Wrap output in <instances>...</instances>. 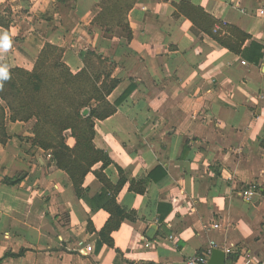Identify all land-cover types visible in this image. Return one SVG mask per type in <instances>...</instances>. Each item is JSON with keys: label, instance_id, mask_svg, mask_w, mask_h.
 I'll return each mask as SVG.
<instances>
[{"label": "crops", "instance_id": "obj_1", "mask_svg": "<svg viewBox=\"0 0 264 264\" xmlns=\"http://www.w3.org/2000/svg\"><path fill=\"white\" fill-rule=\"evenodd\" d=\"M133 1L127 10L69 0L68 15L45 17L62 0H29L18 22L3 6L19 10L21 0H0V33L11 40L7 51L0 41V66L30 71L50 43L77 73L89 50L118 80L107 99L126 94L94 122L93 143L111 163L90 168L81 196L50 154L29 150L27 131L0 133V264H184L213 248L225 264H264V0ZM181 2L247 33L242 49L257 43L261 56L220 45ZM101 193L128 214L114 247L98 235L110 216Z\"/></svg>", "mask_w": 264, "mask_h": 264}, {"label": "trees", "instance_id": "obj_2", "mask_svg": "<svg viewBox=\"0 0 264 264\" xmlns=\"http://www.w3.org/2000/svg\"><path fill=\"white\" fill-rule=\"evenodd\" d=\"M119 1L123 2L127 10L134 3L133 0ZM178 7L195 27L209 34L231 52L247 56L251 61H257L261 56L260 45L257 43H253L250 49H242L249 36L239 28L217 22L202 8L187 2H181ZM109 8L105 12L113 18L114 9ZM102 16L103 19L107 17L105 13ZM214 24L224 28V32L214 30ZM84 53L90 56L86 68L72 73L61 60V48L46 43L33 69H8L10 79L4 81L3 88L0 89V98L5 103L0 104V114L4 116L7 108L12 116L21 113L36 120L40 130L34 133L33 145L52 151V159L69 175L78 196H81V183L90 168L98 162H102V167L111 163L107 154L93 143L94 122L112 115L126 97L124 94L112 103L107 99L118 80L110 76L99 54L89 50ZM65 132H69V136L74 139L72 147L65 142ZM95 173L98 179L106 181L100 172ZM5 181L14 184L19 178ZM96 200L99 201L98 207L110 214L98 235L104 243L114 247L111 232L120 226L128 214L119 207L114 196L101 193Z\"/></svg>", "mask_w": 264, "mask_h": 264}, {"label": "rangeland", "instance_id": "obj_3", "mask_svg": "<svg viewBox=\"0 0 264 264\" xmlns=\"http://www.w3.org/2000/svg\"><path fill=\"white\" fill-rule=\"evenodd\" d=\"M68 1L69 0H62L63 5H59L51 9H48V8L45 9L42 15L46 17L47 15L52 13L54 9L63 11V14L68 15V7H67ZM28 5H29V0H21L22 7L19 10L9 11L10 10L9 6L7 5V3H4V6H3V9L5 11L4 16H7L6 18H9V19L12 18L13 20H16L19 22L21 21L25 12L27 11L26 9L28 8ZM0 104L5 105L4 101H2L1 98H0ZM4 113H5L4 116L0 114V133L5 134L9 130V132L12 131L15 134L17 132L19 134H22L27 131L29 136H25L24 140L28 143L29 150L41 149V152H43L44 154H50L52 156L51 150L43 149V148L38 147L37 145H33L34 144L33 140L35 137L34 133L40 130V127H38L36 120L34 118H28L27 116H23L21 113H18L16 116H12L7 108L5 109ZM44 130L45 129H43L42 132H44ZM64 136H65V142L69 144L71 142V139L69 138L70 137L69 132H65Z\"/></svg>", "mask_w": 264, "mask_h": 264}, {"label": "clouds", "instance_id": "obj_4", "mask_svg": "<svg viewBox=\"0 0 264 264\" xmlns=\"http://www.w3.org/2000/svg\"><path fill=\"white\" fill-rule=\"evenodd\" d=\"M0 41H2V48L7 51L11 47V40L7 32L0 33ZM10 79L7 66H0V89L3 88L4 81Z\"/></svg>", "mask_w": 264, "mask_h": 264}, {"label": "built area", "instance_id": "obj_5", "mask_svg": "<svg viewBox=\"0 0 264 264\" xmlns=\"http://www.w3.org/2000/svg\"><path fill=\"white\" fill-rule=\"evenodd\" d=\"M245 64V61H242ZM184 264H209L208 253H196L186 258Z\"/></svg>", "mask_w": 264, "mask_h": 264}, {"label": "water", "instance_id": "obj_6", "mask_svg": "<svg viewBox=\"0 0 264 264\" xmlns=\"http://www.w3.org/2000/svg\"><path fill=\"white\" fill-rule=\"evenodd\" d=\"M209 264H225V254L222 250L213 248L208 259Z\"/></svg>", "mask_w": 264, "mask_h": 264}]
</instances>
